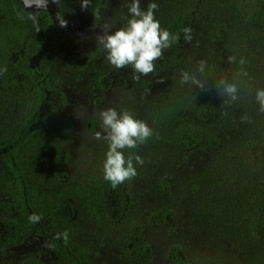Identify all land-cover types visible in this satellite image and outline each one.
Returning a JSON list of instances; mask_svg holds the SVG:
<instances>
[{"label": "rangeland", "instance_id": "obj_1", "mask_svg": "<svg viewBox=\"0 0 264 264\" xmlns=\"http://www.w3.org/2000/svg\"><path fill=\"white\" fill-rule=\"evenodd\" d=\"M130 2L91 0L82 10L80 0H61L68 24L45 67L61 108L24 151L39 214L58 232H68L84 264H177L171 258L175 246L197 264H264V112L255 101L256 90L264 88V27L252 20L264 0H154L155 17L169 32L177 18L191 13L193 39L165 49L155 71L139 81L131 79V66L108 63L96 42L106 21L113 31L127 23ZM149 2L141 0V8ZM23 16L12 13L0 23V38L10 44L8 61H0V69H7L0 72V143L14 136L31 107L28 80L5 64L33 50L37 32ZM229 55L237 63H228ZM240 58L254 62L252 74L238 75ZM199 60L207 61L209 91L181 83V73ZM221 75L240 82L238 99L227 106V97L213 87ZM204 99L216 109L207 120L197 115ZM107 107L130 111L153 130L134 150L144 164L126 181L129 204L118 222L101 219L94 208L108 143L97 140L89 125L98 120L102 133L97 114ZM192 132L202 140L195 143ZM212 137L219 139L217 147L209 145ZM12 197L11 175L0 161V264H70L35 235L20 246L7 244L4 220ZM65 202L73 203L75 216L54 223L49 210ZM164 209L175 215L176 236L151 221ZM138 234L151 255L139 252L141 244L129 246Z\"/></svg>", "mask_w": 264, "mask_h": 264}, {"label": "trees", "instance_id": "obj_2", "mask_svg": "<svg viewBox=\"0 0 264 264\" xmlns=\"http://www.w3.org/2000/svg\"><path fill=\"white\" fill-rule=\"evenodd\" d=\"M105 3V0H102ZM37 11L35 8L26 9L23 0H0V23L3 19L10 17L12 13H19L28 16L30 12ZM63 14L61 0L59 7L49 0L48 9L39 10V21L41 30L37 32V37L33 44V50L25 55L18 54L9 60L6 65L20 70L22 77L28 80L31 87L29 91L30 109L23 117L15 134L9 140L0 143V161L9 171L12 178L13 197L6 203V218L4 220L5 229L8 232L7 244L9 246H20L31 236L35 235L51 244L55 254L70 264H84L82 258L74 251L71 244H65L63 238L56 239V234L60 233L55 228L49 226L42 218L38 223L29 221V216L33 213L39 214L33 197L30 174L24 162V151L30 142L50 123L57 109L61 108V99L57 96V91L50 83L46 73V65L49 56L56 52L60 46L63 27L59 26L56 20V13ZM64 16V14H63ZM252 20L258 26L264 27V6L252 15ZM193 16L190 12H184L174 22L170 33L178 37L172 44L174 47L185 46L188 41L184 39L183 29L193 27ZM1 26L3 24H0ZM10 44L0 38V53L8 61ZM243 66L247 74L255 71V64L252 60H245ZM2 62V61H1ZM216 109L207 99H204L199 106L197 115L200 119L207 120L214 116ZM94 132H100L98 120H93L89 125ZM194 134V142H200L201 136ZM212 147L219 145V139L212 137L208 141ZM129 204V197L126 190V182L118 185L115 189L111 183L104 180L97 192L94 201V208L97 216L105 221L118 222L126 214ZM76 214L72 202H65L49 210L48 216L54 222H65L71 220ZM40 215V214H39ZM42 217V216H41ZM154 224H163L169 228L173 236L177 235L175 230V215L171 210L164 209L151 217ZM141 244L139 252L144 255H151V247L144 242V237L138 234L129 242V246L136 248ZM171 258L177 264H197L181 246H175L171 251ZM24 264H40L37 260H29Z\"/></svg>", "mask_w": 264, "mask_h": 264}, {"label": "clouds", "instance_id": "obj_3", "mask_svg": "<svg viewBox=\"0 0 264 264\" xmlns=\"http://www.w3.org/2000/svg\"><path fill=\"white\" fill-rule=\"evenodd\" d=\"M59 7L60 0H51ZM49 0H23L26 9L35 8L37 11L30 12L27 19L33 24L35 32L41 30L39 23V10L48 9ZM80 6L87 9L91 6V0H80ZM158 4L150 0L146 9L141 8V0H131L128 5L130 18L127 23L115 31L112 24L105 22L101 27L102 33L96 36L97 45L102 46L106 52L105 59L116 69H122L131 66L133 81H139L141 76H147L155 71V62L164 55V50L178 39L167 29H162L159 20L155 17V10ZM18 18L24 19L22 14L18 13ZM56 20L60 27H67V20L63 14L58 11ZM192 29L185 27L183 29L184 39L191 42ZM227 62L237 63L235 55H229ZM241 66L238 75L247 76L243 66L246 61L239 59ZM207 69V61L199 60L196 67L191 71L181 73V83L191 84L198 87L201 91H209L206 87L208 80L204 78ZM7 69H0V72H6ZM215 88L219 97H227L223 101L225 106L236 101L240 92V82L235 78L229 79L227 75H221L215 82ZM255 101L260 106V111L264 112V88H259L255 93ZM101 122V132L95 134L97 140L107 141L108 148L106 158L103 163L104 179L111 183L115 189L118 185L131 181L137 176V165H143V158L135 153V149L144 144L152 135V128L143 120L137 119L127 110L117 111L114 107H107L97 114ZM79 117V116H78ZM242 121H247L245 115L241 117ZM125 150H133L125 154ZM42 219L41 215L33 213L29 216V221L38 223ZM63 238L65 244L69 241L67 231L57 233L56 239Z\"/></svg>", "mask_w": 264, "mask_h": 264}]
</instances>
